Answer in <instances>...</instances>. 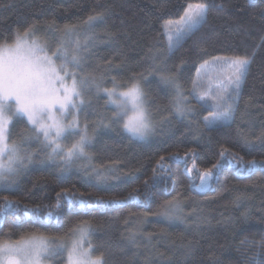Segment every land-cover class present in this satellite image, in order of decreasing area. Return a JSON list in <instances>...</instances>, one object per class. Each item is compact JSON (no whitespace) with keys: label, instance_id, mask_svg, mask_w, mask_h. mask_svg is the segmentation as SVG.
<instances>
[{"label":"trees","instance_id":"16d2710c","mask_svg":"<svg viewBox=\"0 0 264 264\" xmlns=\"http://www.w3.org/2000/svg\"><path fill=\"white\" fill-rule=\"evenodd\" d=\"M197 2L0 0V42L10 38L11 43L17 31L35 24L40 28L36 35L55 46L62 35L58 29L74 25L82 40L85 34L91 37L87 70L108 60L120 65L107 74L103 86L111 88L113 76L123 83L133 73L148 74L150 56L165 45L162 24L180 18L188 3ZM205 2L210 5L207 23L167 53L168 71L175 73L188 90L205 60L250 56L252 63L233 122L205 128L202 117L210 110L190 95V105L197 113L188 124V116L178 118L170 105L173 92L159 78L151 77L147 82L150 97L159 105L160 113L171 119L155 137L136 139L122 126L97 127V122L115 108L106 103V95L89 93L91 103L80 113L81 126L87 123L90 132L95 128L91 146L86 148L88 157L74 159L66 171H61L63 165L58 162H35L16 177L15 184L0 186V198L7 196L20 205L0 216V242L35 232L69 237L74 224L85 222L88 238L95 252L103 253L106 264H264V250L253 246L264 241V168L257 165L249 171L221 161L223 166L214 170L212 187L198 192V178L193 182L186 172L192 160L184 155L195 151L200 170L220 159L221 146L229 148L241 164L253 159L264 162V142L259 139L264 134V0ZM98 12L105 13L99 26H85L88 17ZM47 22H54L56 29H50ZM27 131L25 120H18L10 126V142L19 141ZM76 138L60 142L70 146ZM24 147L39 153L36 161L48 151L34 139ZM173 153L183 159H167ZM161 156L166 158V173L157 168ZM94 169L108 179L97 180ZM63 189L70 192L73 202L62 199L59 214L45 218L49 209L44 206L54 204L56 194ZM134 190L138 199L129 197ZM99 199L121 203L104 205L97 203ZM169 201L179 205L173 219L162 214L166 211L162 206ZM2 203L0 199V206ZM25 205L29 209L41 205L42 211L25 215ZM148 215L154 219L147 222ZM136 221L144 223H138L137 228ZM133 232L134 242L130 238Z\"/></svg>","mask_w":264,"mask_h":264},{"label":"snow or ice","instance_id":"6c2138e0","mask_svg":"<svg viewBox=\"0 0 264 264\" xmlns=\"http://www.w3.org/2000/svg\"><path fill=\"white\" fill-rule=\"evenodd\" d=\"M209 9L210 5L205 0L188 3L179 20H168L162 24L169 53H172L182 40L194 35L207 23ZM104 15V12H98L89 16L86 23L91 27L96 22H102ZM47 23L50 29H56L54 22ZM39 31L37 25H30L23 32L17 31L11 38V43L10 38L0 42V186L15 184L16 177L35 162L41 164L46 161L58 162L63 165L61 171H66L74 159L88 157L86 148L91 146L95 128L90 132L87 123L81 126L79 115L91 103L87 99L89 93L97 96L106 95L108 98L106 103L115 108L110 116L97 122V127L122 126L123 130L139 138H146L155 130L146 93L142 87V82L146 79L143 73H133L129 80L123 83L113 76L110 78L112 87L106 88L103 85L108 80L107 74L114 68L118 69L120 65L108 60L104 65H97L91 71L87 70L85 64L90 36L85 34L82 40L76 26L65 25L58 29L62 35L52 48L46 40H41L36 35ZM108 35L110 39L114 38L112 34ZM251 63V57L248 55L212 57L197 68L195 78L191 81V88L188 90L175 73L160 69L155 64L149 70V74L156 71L160 82L174 93L171 104L178 118L194 114L195 110L190 107L188 99V95H191L202 108L210 110L202 120L205 128L211 129L233 122ZM210 66H219L221 72L217 73L215 84L209 83L205 87L204 77L206 69ZM224 69L227 71L224 72ZM20 119L25 120L29 131L24 132L19 141L10 142V126H14ZM72 136L77 138L70 146L60 142ZM33 139L48 150L43 159L38 161L34 158L39 153L24 147ZM259 139L264 142V134ZM184 155L192 160V165L186 167V172L193 182L199 179L200 188L208 185L214 178L216 175L214 170L223 166L221 161L249 171L257 165L264 168V162L255 159L248 161L247 164H241L226 146L220 148L218 153L220 159L203 171L196 165L195 151L186 152ZM167 159L183 157L173 153ZM165 160L166 158L161 156L157 168L166 173L169 169ZM185 164L187 165V160ZM93 172L97 180L108 179L95 169ZM156 176L157 172L154 170L153 177ZM147 183L145 181V184ZM134 192L135 190L130 192L129 197L138 199ZM0 199L3 202L0 206V216L8 209L16 210L20 206L18 201L7 196ZM62 199L68 200L69 203L73 202L70 192L67 189L61 190L56 194L54 204L44 206L49 209L45 213V218L59 214ZM79 203L81 205L85 203L83 198ZM97 203L107 205L118 204L121 201L99 199ZM24 207L25 215L33 212L40 214L42 211L41 205L31 209L27 205ZM162 207L166 209L163 215L169 219L176 218L178 204L169 201ZM84 223L74 224L69 229V235L73 238L67 242L61 237L50 238L35 234L22 237L15 244L0 242V264H46L59 252L67 253V264H106L103 253L95 255L96 250L90 242L88 247L84 246L88 236V229L83 226ZM130 238L135 241L134 232L130 233ZM253 246L264 250V241ZM190 250L189 246L187 251Z\"/></svg>","mask_w":264,"mask_h":264},{"label":"rangeland","instance_id":"374dc122","mask_svg":"<svg viewBox=\"0 0 264 264\" xmlns=\"http://www.w3.org/2000/svg\"><path fill=\"white\" fill-rule=\"evenodd\" d=\"M174 21L176 20H179L178 19H173ZM100 22H96L94 25H92L93 27H96V26H99ZM85 26H89L87 23L85 24ZM43 40V39H41ZM48 42V41H47ZM48 44L51 46V44L48 42ZM55 46H52V48H54ZM167 53H168V50H167V39H165V45L157 48L153 53L152 55L150 56V65H151V68L153 66V64H155L158 68L160 69H166L168 71V64H167V60H166V56H167ZM221 57H224V56H221ZM210 68H213V72H210ZM224 72L227 71V69H224L223 70ZM221 72V68L219 66H210L209 68L206 69V76L204 77V86H208L209 83H212V84H215L217 82L216 80V77H217V73H220ZM146 77L145 81L142 82V87L144 89V92L146 93V97H147V102H148V107L150 108L151 110V116H152V120L155 124V130L154 132L149 135L148 137L146 138H139V137H134L136 139H141V140H149L153 137H155L158 133V131L165 125L167 124L169 121H170V117H165L163 116L160 111H159V105H157L150 97V93H149V90L147 88V82L149 81V79L151 77H157L159 78V75L156 71H152L151 74H146L144 75ZM209 78H211V80H209ZM174 95V93H173ZM186 95H188V92L186 91ZM188 99H189V102L191 104V99H190V95H188ZM171 107H172V104L170 103ZM192 105V104H191ZM190 105V107H191ZM173 108V107H172ZM195 112L197 113V108H194ZM131 114V113H129ZM195 115V113L191 116H188L186 118V121L188 124H192L193 123V116ZM206 116V115H205ZM70 119V117H69ZM79 121H80V115H79ZM191 167V166H189ZM205 170V169H204ZM203 171V170H201ZM212 183H213V179L208 183V185H206L205 187L203 188H200L199 187V184H200V181L198 179L197 183L195 184V188L198 192H203L205 190H208L210 187H212ZM154 219V216L152 215H148L147 216V222H149L150 220H153ZM144 221H136L134 223H136L137 225V228L139 227L138 223H141ZM31 234H35V235H43V236H46V237H50L51 236H47V235H44V234H41V233H29V234H25L17 239H4L2 242L4 243H8V244H15L17 241H19L22 237H28L29 235ZM55 237V236H54ZM65 240V242H67L69 239H72L73 237L69 236V237H61ZM89 242L91 243V245L93 246V243L91 242V240H89L88 236H87V239H85L84 241V246L85 247H88V244ZM95 255H99L97 254L96 252L94 253ZM66 256H67V253L66 252H59L57 253L51 260L47 261L46 264H67V261H66Z\"/></svg>","mask_w":264,"mask_h":264}]
</instances>
